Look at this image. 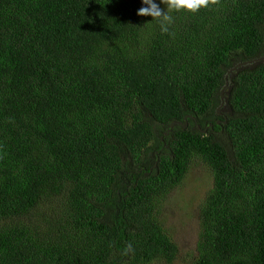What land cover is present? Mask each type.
<instances>
[{"label":"trees","instance_id":"obj_1","mask_svg":"<svg viewBox=\"0 0 264 264\" xmlns=\"http://www.w3.org/2000/svg\"><path fill=\"white\" fill-rule=\"evenodd\" d=\"M141 6L0 0V264H172L158 209L194 159L191 264H264V60L229 73L264 57V0L167 33Z\"/></svg>","mask_w":264,"mask_h":264},{"label":"rangeland","instance_id":"obj_2","mask_svg":"<svg viewBox=\"0 0 264 264\" xmlns=\"http://www.w3.org/2000/svg\"><path fill=\"white\" fill-rule=\"evenodd\" d=\"M211 188L210 172L199 159H194L183 182L160 203L158 217L178 247L172 264H191L195 258L200 207Z\"/></svg>","mask_w":264,"mask_h":264},{"label":"clouds","instance_id":"obj_3","mask_svg":"<svg viewBox=\"0 0 264 264\" xmlns=\"http://www.w3.org/2000/svg\"><path fill=\"white\" fill-rule=\"evenodd\" d=\"M141 7L136 12L140 17H151V22L159 27L161 33H167L173 23V13L194 15L218 2V0H140ZM131 251V245L128 246Z\"/></svg>","mask_w":264,"mask_h":264},{"label":"water","instance_id":"obj_4","mask_svg":"<svg viewBox=\"0 0 264 264\" xmlns=\"http://www.w3.org/2000/svg\"><path fill=\"white\" fill-rule=\"evenodd\" d=\"M263 60H264V57H262V58H257V59H254V60H248V61H243V62L237 63V65H235V66L229 71V73L234 72L235 70H238V69H240L241 67H245V66H247V65H251V64H255V63H260V62H262ZM226 85H227V84H225L224 88H223L222 91H221V99L223 98V95H222V94H223L224 89L226 88ZM222 107H223V100H221L220 107H218L217 110H216L217 114H220V109H221ZM175 124H176V123H172V124L170 125V128H169L168 131H167V134L172 130V128L174 127ZM186 126H187V123L184 124V127H186ZM207 129H208V127H206L205 130L201 131V133H202V132H206Z\"/></svg>","mask_w":264,"mask_h":264}]
</instances>
